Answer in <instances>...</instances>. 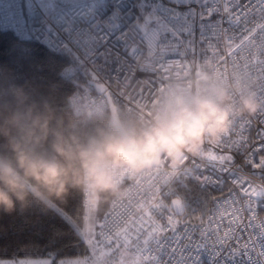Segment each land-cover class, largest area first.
I'll use <instances>...</instances> for the list:
<instances>
[{"label": "snow or ice", "instance_id": "6c2138e0", "mask_svg": "<svg viewBox=\"0 0 264 264\" xmlns=\"http://www.w3.org/2000/svg\"><path fill=\"white\" fill-rule=\"evenodd\" d=\"M39 6L51 44L34 47L13 37L0 48V85L30 80L45 95L55 88L60 105L131 110L196 64L220 74L230 64L258 77L264 103V0H39ZM126 183L128 197L102 215L87 208L82 194L0 213V237L10 221L15 234L44 242L39 258L24 248L0 255V264H264V111L237 120L219 144L206 147L203 161L185 157L176 169L165 161L142 182Z\"/></svg>", "mask_w": 264, "mask_h": 264}, {"label": "clouds", "instance_id": "9594fccd", "mask_svg": "<svg viewBox=\"0 0 264 264\" xmlns=\"http://www.w3.org/2000/svg\"><path fill=\"white\" fill-rule=\"evenodd\" d=\"M256 76L199 63L170 79L154 100L103 112L55 103L29 82L0 85V213L64 204L82 194L90 210L129 195L126 181L203 161L240 118L264 111ZM137 87H140L139 85Z\"/></svg>", "mask_w": 264, "mask_h": 264}, {"label": "built area", "instance_id": "2783aa9c", "mask_svg": "<svg viewBox=\"0 0 264 264\" xmlns=\"http://www.w3.org/2000/svg\"><path fill=\"white\" fill-rule=\"evenodd\" d=\"M43 19L39 0H0V30L13 31L21 40L50 46L48 26L43 24Z\"/></svg>", "mask_w": 264, "mask_h": 264}, {"label": "trees", "instance_id": "16d2710c", "mask_svg": "<svg viewBox=\"0 0 264 264\" xmlns=\"http://www.w3.org/2000/svg\"><path fill=\"white\" fill-rule=\"evenodd\" d=\"M13 37H15L20 42H23V43H26V44H31L34 47H43L42 44H40V43H38L36 41L19 39L17 34L14 33L13 31L0 30V48H5L6 49L7 48V44L9 43L10 40L13 39ZM25 82L16 83V84H24ZM27 82H29L32 85L40 88L39 85L35 84L34 82H32L30 80L27 81ZM54 94H55V92H54ZM54 100H55V103H57L55 95H54ZM213 194L216 195V193H213ZM191 195H195V194L193 193V194H190V196ZM105 210L106 209L104 207L102 210H100V214L102 215ZM6 224H8L9 230H8L6 235L0 237V255H2V254L10 255V254H12L14 252H17V251L21 250V249L28 248V250L34 255L35 258H39L38 255L36 254V250L43 248V244H44L43 240L36 239V238L32 237L31 235H29L27 233L22 235V236L17 235L14 232L11 231V222L7 221ZM18 244H19V249L17 247ZM66 251H70V250L66 249Z\"/></svg>", "mask_w": 264, "mask_h": 264}]
</instances>
